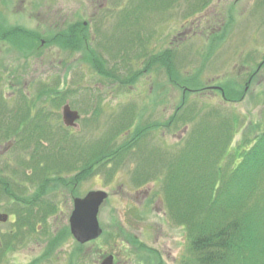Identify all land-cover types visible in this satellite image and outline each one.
I'll use <instances>...</instances> for the list:
<instances>
[{"label": "rangeland", "instance_id": "rangeland-1", "mask_svg": "<svg viewBox=\"0 0 264 264\" xmlns=\"http://www.w3.org/2000/svg\"><path fill=\"white\" fill-rule=\"evenodd\" d=\"M76 22L88 25L85 43L70 51L51 43ZM0 25L40 35L26 61L20 40L0 39V213L7 215L0 221V264H100L109 254L114 264H197L191 231L164 199L165 169L171 164L182 185L188 184L182 166L184 173H202L193 159L212 148L206 143L218 120L203 116L211 111L240 118L230 147L264 125V0H0ZM163 51L170 81L156 63L145 66ZM96 54L116 79L96 72L89 61ZM133 73L137 82L127 83ZM173 77L190 82L183 89ZM224 83L221 93L208 88ZM187 89L196 92L184 111ZM64 104L79 114L75 127L62 124ZM194 121L203 154L188 146L198 136ZM134 129L146 138L139 148L130 144ZM122 145L131 154L118 162L114 153ZM217 162L226 170L236 161ZM89 190L108 197L97 215L102 233L80 245L68 219L72 199Z\"/></svg>", "mask_w": 264, "mask_h": 264}, {"label": "trees", "instance_id": "trees-1", "mask_svg": "<svg viewBox=\"0 0 264 264\" xmlns=\"http://www.w3.org/2000/svg\"><path fill=\"white\" fill-rule=\"evenodd\" d=\"M130 6L136 8V2ZM198 7L199 5H197ZM87 26L84 22H76L75 24L68 25L65 30L56 33L50 38L51 43L56 41L64 49L69 51L75 50L87 41L89 37ZM17 32L21 34L19 35ZM98 32L95 34L98 35ZM39 36L38 31L35 30L0 25V39L3 41L8 40L10 43L14 41L15 45L17 40H20L19 45H21V53L24 56L20 55L19 58H23L25 61V56L29 52L27 48L33 46ZM94 37L95 35L91 36L92 39ZM131 40L130 38L128 46L129 49L131 48L130 50L134 47V41L132 40L131 46ZM144 52L145 49L143 52H140L141 55H144ZM165 53V51L162 53L164 57H161L162 54L150 56L145 66L151 65V62L156 63L157 66H160L159 69L162 68L169 75L171 71L170 55H165ZM90 58L91 60L89 61L95 66L94 68H96V72L100 76L114 77L105 70V66L97 54L96 57ZM135 74L133 73L132 76L128 77L127 83L133 84V82H137ZM173 78H171V83H174L177 87L182 86L183 89H186L187 84L185 86L180 84L182 82H190L187 78ZM218 85L221 88L218 91L221 93L226 88L224 87L225 83ZM191 87L194 88L197 86L193 85ZM192 91L196 92V90L192 89L191 91L187 89L186 93L183 92V100L179 107L184 108L188 94ZM183 110L186 111L187 109ZM197 115L199 117L201 114L198 113V110H195L193 119L198 120ZM203 116L206 118L205 121H209L213 117L218 120V124L212 126V135L208 136V138L213 139V142L206 143V145L210 144L212 148L206 146L205 156L199 155L193 159L196 161L198 171H201L203 174L196 173V175H192L187 174V171L184 173V166H182L181 174L182 176L185 174L183 177L186 183L188 182L187 185H182V183H177L178 180L174 178L175 173L171 171L172 165H168V168L166 166L165 171H169L168 178L170 180L168 181L166 175L164 199L173 209L172 211L176 218L191 231L189 250L194 255L193 259L197 264H264V125L258 129L254 136L249 137L246 135V138L241 140L238 146L232 145L230 147L231 133L236 131L235 127L237 128L241 124L240 118L236 114L224 116L219 110L211 111ZM195 124L198 128L194 130L195 132L197 130L198 136L191 144L190 142L194 134L192 136L190 135L191 138H189L188 146L191 149L200 146L199 152H201L203 151V144L202 142L201 144L198 143L201 134L199 133L198 122ZM154 125H157V123ZM33 127L41 128L40 124ZM12 129V125L5 128L6 132H12ZM131 133V146L138 147L139 144L142 145L144 143L146 138L142 129H134ZM104 143L98 147L96 146V148H105ZM124 146H120L114 153L118 162H120V158L124 161L126 158H130L129 154L131 153L127 151L130 147L127 146L125 148ZM93 151L92 149L91 153ZM155 153V156H161L159 154L161 153L160 151L158 152L156 150ZM207 153L212 154L209 156L206 155ZM218 155L221 157H217ZM178 156L181 159L186 158L187 152L181 150ZM224 156L229 158L231 163L236 161L231 165L230 169L224 170L217 162V159L219 160ZM174 158L171 159V163ZM191 160L192 158L188 159V161ZM89 164L84 163L82 170H89ZM181 174L179 172V175ZM1 190L7 191L6 187ZM248 199H251V202ZM23 207L28 211L29 208L26 205ZM255 250H258V253Z\"/></svg>", "mask_w": 264, "mask_h": 264}, {"label": "water", "instance_id": "water-1", "mask_svg": "<svg viewBox=\"0 0 264 264\" xmlns=\"http://www.w3.org/2000/svg\"><path fill=\"white\" fill-rule=\"evenodd\" d=\"M79 114L71 109L69 104L61 108L62 124L66 127H75ZM108 194L104 190H89L81 197L72 199V210L69 215V231L72 237L80 244L92 241L102 233L97 215L99 208L107 199ZM7 216L0 213V221H6ZM113 256L108 255L100 264H112Z\"/></svg>", "mask_w": 264, "mask_h": 264}, {"label": "flooded vegetation", "instance_id": "flooded-vegetation-1", "mask_svg": "<svg viewBox=\"0 0 264 264\" xmlns=\"http://www.w3.org/2000/svg\"><path fill=\"white\" fill-rule=\"evenodd\" d=\"M226 2V1H225ZM105 2L103 3V4H101L100 6H99V9H103V8H105ZM203 5H205V2L203 1V2H201V4L199 3V7H203ZM198 7V8H199ZM207 9V8H206ZM207 10H216L215 8H208ZM209 11H208V13H209ZM217 12V11H216ZM216 12H215V14H216ZM204 17H207V16H204ZM200 22V21H199ZM198 22V23H199ZM84 24H86L85 22H84ZM191 28V27H190ZM188 30H190V29H188ZM186 33V32H185ZM44 44V41L43 40H41V44L40 45H43ZM166 52V51H165ZM153 56V55H152ZM214 87V88H213ZM208 88L209 89H215L216 91H218V90H220L221 88L219 87V85H211V86H208ZM62 121V120H61ZM69 128V127H68ZM7 221V220H6ZM6 221H4V223L6 222ZM95 240V239H94ZM93 241V240H92ZM90 242V241H89ZM112 256H113V260H112V264H114V261L116 260V256L115 255H113V254H111Z\"/></svg>", "mask_w": 264, "mask_h": 264}]
</instances>
